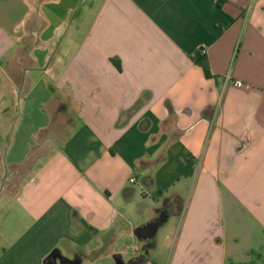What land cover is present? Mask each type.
Segmentation results:
<instances>
[{"label":"crops","instance_id":"obj_1","mask_svg":"<svg viewBox=\"0 0 264 264\" xmlns=\"http://www.w3.org/2000/svg\"><path fill=\"white\" fill-rule=\"evenodd\" d=\"M0 185V264H260L264 0H0Z\"/></svg>","mask_w":264,"mask_h":264},{"label":"rangeland","instance_id":"obj_2","mask_svg":"<svg viewBox=\"0 0 264 264\" xmlns=\"http://www.w3.org/2000/svg\"><path fill=\"white\" fill-rule=\"evenodd\" d=\"M1 189L2 188L0 187V199L2 198L0 202L5 203L8 200V198L5 195V192L3 193ZM139 195L137 196V199L138 201L142 202L143 197ZM153 204L154 202L151 198H148L146 201H144L142 205L136 204L137 214L135 215V218L138 221V226L143 225L148 222L149 214H150V207ZM138 245H139L138 240L134 239L132 243H129V242L124 243L122 248L126 251V255L131 257L132 256L131 247L132 246L137 247ZM252 245H253L254 257H256V260H258L260 264H264V239H263V236L260 233H258V230L255 227H254ZM83 264H117V262L113 257L108 256L107 258L102 257L100 260L95 261V262L85 261Z\"/></svg>","mask_w":264,"mask_h":264},{"label":"water","instance_id":"obj_3","mask_svg":"<svg viewBox=\"0 0 264 264\" xmlns=\"http://www.w3.org/2000/svg\"><path fill=\"white\" fill-rule=\"evenodd\" d=\"M166 221V216L160 214L158 218L134 230V236L139 240L151 239L155 236L157 229Z\"/></svg>","mask_w":264,"mask_h":264},{"label":"trees","instance_id":"obj_4","mask_svg":"<svg viewBox=\"0 0 264 264\" xmlns=\"http://www.w3.org/2000/svg\"><path fill=\"white\" fill-rule=\"evenodd\" d=\"M190 59L192 63H194L195 65L199 66L202 69L203 74L206 78L210 77L209 65H208V61L204 53H202L201 51H198L193 56H191ZM51 257H52V254L49 255L45 259V262L48 263ZM141 263H142L141 259H136V260L129 262L128 264H141Z\"/></svg>","mask_w":264,"mask_h":264},{"label":"built area","instance_id":"obj_5","mask_svg":"<svg viewBox=\"0 0 264 264\" xmlns=\"http://www.w3.org/2000/svg\"><path fill=\"white\" fill-rule=\"evenodd\" d=\"M202 53H204L202 50H200ZM232 85L234 86V87H238V88H240V87H242L243 86V83L242 82H240V81H234L233 83H232ZM131 183L134 181L133 179H130L129 180Z\"/></svg>","mask_w":264,"mask_h":264},{"label":"flooded vegetation","instance_id":"obj_6","mask_svg":"<svg viewBox=\"0 0 264 264\" xmlns=\"http://www.w3.org/2000/svg\"><path fill=\"white\" fill-rule=\"evenodd\" d=\"M50 264V263H49ZM54 264V263H53Z\"/></svg>","mask_w":264,"mask_h":264}]
</instances>
